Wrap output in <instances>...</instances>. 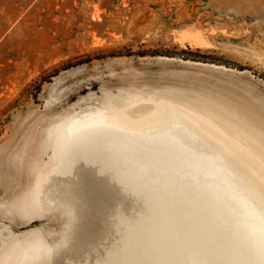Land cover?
<instances>
[{"label":"rangeland","instance_id":"1","mask_svg":"<svg viewBox=\"0 0 264 264\" xmlns=\"http://www.w3.org/2000/svg\"><path fill=\"white\" fill-rule=\"evenodd\" d=\"M163 99L249 149L264 175V0H0V264L36 240L34 264H244L224 206L218 233L211 196L203 209L192 188L180 219L146 194L168 182L136 190L80 159L33 194L57 122L103 105L138 118Z\"/></svg>","mask_w":264,"mask_h":264},{"label":"bare ground","instance_id":"2","mask_svg":"<svg viewBox=\"0 0 264 264\" xmlns=\"http://www.w3.org/2000/svg\"><path fill=\"white\" fill-rule=\"evenodd\" d=\"M173 104L163 99L150 113L138 118L128 116L124 108L106 105L66 116L50 129L51 161L45 163L38 175L34 196L41 192L42 182L51 173L71 172L80 159L100 163L102 171H109L117 178H134L136 190L141 188L139 184L144 178L168 182V188L162 191L153 188L145 191L160 201L164 211H175L174 217L183 216L181 213L188 209L186 196L192 188L197 195L195 205L199 203L202 208L207 204L199 201L211 196L213 202L209 203L208 212L214 218L218 233L222 227L218 211L224 206L227 212L226 241L231 249L240 247L243 263L264 264V175L251 165L254 154L231 141L226 142L216 129L205 125L197 115ZM197 139L211 140L213 150L194 149L191 143ZM171 173L177 181L171 179ZM234 176L244 181L250 197L233 182L231 177ZM184 180L193 186H184ZM185 221H181L180 226ZM215 234L214 239L221 242L219 234ZM33 242L20 250L16 264H34L40 259L43 245L39 240ZM110 261L113 264L112 259Z\"/></svg>","mask_w":264,"mask_h":264}]
</instances>
